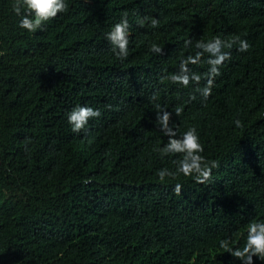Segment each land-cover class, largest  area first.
I'll use <instances>...</instances> for the list:
<instances>
[{
	"label": "trees",
	"instance_id": "obj_1",
	"mask_svg": "<svg viewBox=\"0 0 264 264\" xmlns=\"http://www.w3.org/2000/svg\"><path fill=\"white\" fill-rule=\"evenodd\" d=\"M12 2L0 0V264H231L217 241L264 216V0H68L35 35L17 30ZM122 11L133 25L123 61L103 37ZM143 16L158 25L138 26ZM215 35L251 47L234 46L210 97L170 123L194 125L219 167L207 184L161 182L155 169L173 165L153 151L167 137L149 97L188 100L194 88L161 70L177 69L189 36ZM77 103L102 112L79 135L65 120Z\"/></svg>",
	"mask_w": 264,
	"mask_h": 264
},
{
	"label": "clouds",
	"instance_id": "obj_2",
	"mask_svg": "<svg viewBox=\"0 0 264 264\" xmlns=\"http://www.w3.org/2000/svg\"><path fill=\"white\" fill-rule=\"evenodd\" d=\"M10 7L17 30L30 35H35L38 31H46L50 22L69 11L68 0H13ZM136 23L138 26L148 24L155 28L159 19L155 16H143L138 18ZM132 27L127 11H122L119 18L103 33L109 51L121 61L129 56ZM234 46L235 50L241 53L251 47L246 38L238 35L230 39L215 35L207 40L189 36L182 42V55L178 59L177 69L170 73L167 69L161 70L164 73L159 77L161 81L167 80L183 89L192 87L194 91L183 104L171 109L157 102L158 92H152L149 97L156 109L155 125L162 133V137H167L164 143L154 146L153 151L161 160L171 157L173 165L171 168L162 166L155 169V176L159 181L185 177L198 184H207L212 179L213 170L219 167L218 160L208 159L203 155L204 144L194 125L181 132L173 126L176 122L170 123V120L173 115L179 116L184 111V106L195 100L197 94L202 103L210 97L222 68L232 58ZM149 51L161 55L163 48L159 43L153 42L149 45ZM202 63L207 65L204 72L196 71L192 67ZM202 80L203 84H201ZM101 116L100 108L87 103H77L67 111L65 120L71 132L79 135L87 132L90 122ZM232 123L236 128L243 127L239 117ZM183 187L182 183L176 182L173 184V191L180 195ZM217 248L222 250V253L230 254L233 258L231 264H236L237 261L238 264H254V257L257 261L264 262V216L247 219L235 242L232 234L229 233L217 241Z\"/></svg>",
	"mask_w": 264,
	"mask_h": 264
}]
</instances>
